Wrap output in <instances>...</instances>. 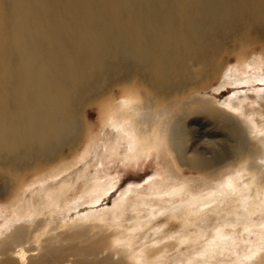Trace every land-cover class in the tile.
<instances>
[{"label": "bare ground", "instance_id": "6f19581e", "mask_svg": "<svg viewBox=\"0 0 264 264\" xmlns=\"http://www.w3.org/2000/svg\"><path fill=\"white\" fill-rule=\"evenodd\" d=\"M260 70L264 0H0V264H264ZM161 148L196 187L100 205L103 158Z\"/></svg>", "mask_w": 264, "mask_h": 264}, {"label": "rangeland", "instance_id": "374dc122", "mask_svg": "<svg viewBox=\"0 0 264 264\" xmlns=\"http://www.w3.org/2000/svg\"><path fill=\"white\" fill-rule=\"evenodd\" d=\"M232 64L233 65L237 64L235 58H233L230 61L228 66ZM228 66L226 69H228ZM259 72L261 74H264V70L262 71L260 70ZM259 84H262L260 85L261 87L264 85V83H259ZM218 85L219 84H216L213 88H210L208 93L212 92L215 95H222V93H218L214 91V89L218 87ZM246 92L247 93L251 92L250 94L254 95V90L252 89H248L246 90ZM120 95H121V92L117 91L116 97H119ZM91 112L92 113H90V116L88 117V120H87L88 128H91V126H94L101 117L100 115L101 113L98 107L93 109ZM186 131H188L187 137H186L188 146H191L194 143H199L201 141L203 146L205 145L209 148L217 149L218 153H224L227 151L226 144L223 142L222 133L215 132L214 130H209V129L206 130L204 125H199V123L197 124L196 121H192ZM219 141H222V142H219ZM212 142L214 143L217 142V146H215V144L214 145L211 144ZM84 146L85 145L83 144L80 147V151L83 150ZM122 159H123L122 156H114L113 158H108V157L103 158L104 164H103V167H101L104 171L103 173L107 172L108 176L110 177L111 176H120V177L117 178L118 184L115 186L116 188L113 186L109 192V195L105 197V200L103 199L101 201L100 203L101 206L108 205V204L111 205L112 201L117 196H119L120 194L121 196L124 195L122 191L124 192V190L128 187H131L139 191H150L149 187L154 182L159 183V182L165 181L169 179L172 174L176 176H181V177L183 176V178L185 177L189 178V182L192 187L194 186L196 187V185L200 182L198 175L196 173H192L189 171H184V172L179 171L174 163V159L163 148L157 151H154V153L149 157L142 156L139 159H126L125 161L124 159L123 160ZM158 172H160L161 174H158ZM129 195L131 197H134L133 192H129L128 196ZM155 199L156 198H154V200ZM178 221H179L178 219L172 218L171 221H169L170 224H167L166 227H169L171 226V224L175 222L177 223ZM193 228L194 226L192 227V229ZM252 237H253L252 239H255L254 235Z\"/></svg>", "mask_w": 264, "mask_h": 264}]
</instances>
